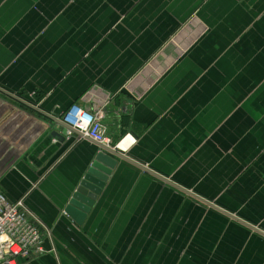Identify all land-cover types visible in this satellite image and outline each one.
I'll use <instances>...</instances> for the list:
<instances>
[{
    "label": "crops",
    "instance_id": "crops-1",
    "mask_svg": "<svg viewBox=\"0 0 264 264\" xmlns=\"http://www.w3.org/2000/svg\"><path fill=\"white\" fill-rule=\"evenodd\" d=\"M0 91V193L48 231L19 264H264V0H0ZM74 104L148 169L81 223L100 148L49 117Z\"/></svg>",
    "mask_w": 264,
    "mask_h": 264
},
{
    "label": "built area",
    "instance_id": "built-area-1",
    "mask_svg": "<svg viewBox=\"0 0 264 264\" xmlns=\"http://www.w3.org/2000/svg\"><path fill=\"white\" fill-rule=\"evenodd\" d=\"M105 114L103 107L89 110L72 105L61 116L62 123L70 128L65 132L67 140L78 137L114 150L121 149L129 135L114 146L102 123ZM46 232L44 224L26 205L25 198L11 201L0 193V264H19L20 260H31L46 254Z\"/></svg>",
    "mask_w": 264,
    "mask_h": 264
},
{
    "label": "water",
    "instance_id": "water-1",
    "mask_svg": "<svg viewBox=\"0 0 264 264\" xmlns=\"http://www.w3.org/2000/svg\"><path fill=\"white\" fill-rule=\"evenodd\" d=\"M2 93L4 94V92ZM9 96L19 101L23 105L27 106V108H30L33 111L36 110L34 105L28 103L26 104L25 102H22L21 100H18L17 98H14L11 95ZM49 117L50 120L54 122V124L60 126L66 131L70 130L68 126L62 123L61 118L57 119L55 117H51V116ZM73 133H75L76 136H79L77 132H73ZM52 136L57 138L60 142H64L67 140L66 136H64V134H61L60 132H53ZM96 145L100 148V150L94 157V160L91 162L79 186L73 192L68 207L65 211L77 223H81L85 219V217L91 212V209L95 205L98 197L101 195V192L109 176L117 167L119 160L132 163L141 170L148 171V169L145 168L144 166L128 159L120 150L118 149L114 150L104 145H98V144ZM164 182L167 181L164 180Z\"/></svg>",
    "mask_w": 264,
    "mask_h": 264
}]
</instances>
